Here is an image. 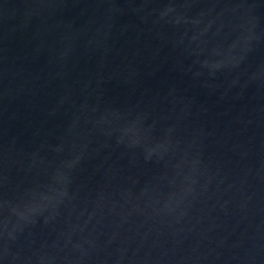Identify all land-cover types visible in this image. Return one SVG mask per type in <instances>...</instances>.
<instances>
[{"label":"water","instance_id":"1","mask_svg":"<svg viewBox=\"0 0 264 264\" xmlns=\"http://www.w3.org/2000/svg\"><path fill=\"white\" fill-rule=\"evenodd\" d=\"M0 264H264V0H0Z\"/></svg>","mask_w":264,"mask_h":264}]
</instances>
